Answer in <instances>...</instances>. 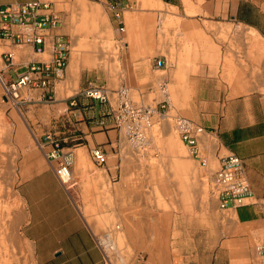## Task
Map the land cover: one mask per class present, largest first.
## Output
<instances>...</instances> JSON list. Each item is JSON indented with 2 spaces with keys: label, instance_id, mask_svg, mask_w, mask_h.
Wrapping results in <instances>:
<instances>
[{
  "label": "rangeland",
  "instance_id": "374dc122",
  "mask_svg": "<svg viewBox=\"0 0 264 264\" xmlns=\"http://www.w3.org/2000/svg\"><path fill=\"white\" fill-rule=\"evenodd\" d=\"M112 1L43 0L61 12V32L71 46L69 64L79 66L71 77L67 68L56 86L58 99L73 92L77 100L86 98L78 91L82 82L83 89L92 84L111 93L127 83L133 102L161 112L157 103L162 99L159 85L164 82L171 102L169 110H162L168 117L152 115L142 143L131 145L123 139L120 155L113 159L114 186L105 185L107 175L98 174L101 167L89 158L78 167L87 188L91 180L101 186L93 188L103 210L111 205L109 190L114 188L119 195L120 220L97 219L104 224L101 231L119 224L120 232H125L119 235L120 246L126 245L129 231L136 232L137 238L145 231L150 242L137 240L136 245L139 241L150 249L153 264L161 257L163 264H223L237 252L236 239L246 235L254 264H264L255 252L264 243V226L238 227L231 212L218 207L213 190L218 140L203 138L207 167L202 168L179 140L170 118L182 116L215 131L227 102L250 95L264 97V39L230 20L204 17L199 10L202 0L196 6L183 0V8L161 6L159 0H124V32L119 33L122 25L108 9ZM5 50L0 43V54ZM125 54L136 74L131 67L127 73ZM157 57L165 59V68H154ZM3 70L0 58V73ZM11 76L15 81L18 74L13 71ZM4 98L0 83V264H35L31 244L21 233L24 207L16 185L22 158L36 141L25 120V108Z\"/></svg>",
  "mask_w": 264,
  "mask_h": 264
},
{
  "label": "crops",
  "instance_id": "0c3cea01",
  "mask_svg": "<svg viewBox=\"0 0 264 264\" xmlns=\"http://www.w3.org/2000/svg\"><path fill=\"white\" fill-rule=\"evenodd\" d=\"M29 1L43 2L0 0V7ZM115 1L122 6L125 4L124 0ZM159 1L161 6L183 8V0ZM190 1L196 6L197 0ZM78 9L85 16L89 15L85 9ZM199 10L206 18L218 22L230 20L253 30L264 39V0H202ZM73 44L76 43L73 41ZM124 58L125 66L131 67L132 73L136 74L133 64L127 61L128 55L125 54ZM35 59L36 56L31 52L30 60ZM78 70L79 66L70 64L69 76L75 75ZM11 72L12 69H4L0 74L13 80ZM23 72V67H16L15 73L20 75ZM124 85L131 88L130 84ZM83 88L84 82L79 83L78 91H83ZM56 89L52 102H47L39 90H34L31 96H27L26 90L19 92V103L25 108L24 117L36 141L34 148L29 149L22 158L16 185L17 195L24 207L21 233L31 244L35 264H106L94 239L103 232L100 225L104 224H98L96 220L103 218L119 221L120 198L114 188L109 190L107 201L111 205L105 206L103 210L97 204V189L93 188L96 186L100 189L101 186L95 184L97 180H91L87 188V182L81 177L78 167L90 159L91 149L100 147L107 154L108 160L97 170L98 174L104 172L107 175L108 182L105 185L108 186L116 175L113 159L120 155L123 135L114 127L111 101L103 104L83 98L78 100L77 107H70L68 98L77 93L58 99ZM102 117L107 124L104 128L96 126V120ZM214 129L212 132L219 142L215 158L219 162L220 158L233 154L241 159L247 182L254 194L253 199L247 200L244 205L230 207L227 211L231 212L238 227L264 226V97L250 95L242 100L227 102ZM53 140L60 143L62 152H73V184L69 188L63 186L55 176L56 161L49 158ZM115 184L111 183V186ZM120 231L119 228L113 232L119 254L117 263L153 264L147 251L150 249L139 245V241L149 243L150 236L147 237L143 231L137 238L136 232L129 231L126 245L120 246L119 235L125 233L124 229ZM235 245L238 246L237 252L230 255L223 264H254L248 254V237L241 235ZM154 264H163L162 257Z\"/></svg>",
  "mask_w": 264,
  "mask_h": 264
},
{
  "label": "built area",
  "instance_id": "2783aa9c",
  "mask_svg": "<svg viewBox=\"0 0 264 264\" xmlns=\"http://www.w3.org/2000/svg\"><path fill=\"white\" fill-rule=\"evenodd\" d=\"M126 7L116 1L108 4L113 20L122 25L118 28L119 33L124 32L123 13ZM62 25L61 12L52 2L29 1L0 7V43L7 49L0 54L4 69H12L15 72L17 66L24 68V72L18 75L15 81L0 74V83L7 101H15L18 104L21 90H26L27 96H31L34 90H39L47 102L54 101L56 86L64 78L71 58L70 42L61 32ZM121 43V40L118 41L119 45ZM16 49L18 53H15ZM31 52L36 56L35 60H30ZM153 66L156 70H161L165 68L166 61L162 57H157L153 61ZM159 90L162 99L157 105L162 113L156 108L133 102L129 98V89L125 86H120L111 93L103 86L89 84L81 95L103 104H109L112 99L114 127L122 133L127 143L135 145L145 139V130L150 127L153 114L160 118L168 117V114L162 111L171 108L164 82L159 85ZM112 95L115 97L112 98ZM68 100L70 107L78 106L76 96L69 97ZM103 118L96 120V126L103 128L107 126ZM170 118L173 120L179 140L190 157L199 166L206 168L207 149L203 138L214 137L212 130L182 116ZM89 156L96 167H103L108 160L107 154L100 147L91 149ZM49 158L56 161L54 168L56 178L63 186L69 188L73 184L71 175L73 152H62L60 143L53 140ZM218 164V169L213 174V190L219 209L227 211L230 207H239L247 200L253 199L254 194L247 182L242 160L230 154L220 158ZM119 228V224L108 227L94 238L106 264H114V261L118 264L119 254L113 240V232ZM255 252L258 257L264 258V243L257 246Z\"/></svg>",
  "mask_w": 264,
  "mask_h": 264
},
{
  "label": "bare ground",
  "instance_id": "6f19581e",
  "mask_svg": "<svg viewBox=\"0 0 264 264\" xmlns=\"http://www.w3.org/2000/svg\"><path fill=\"white\" fill-rule=\"evenodd\" d=\"M72 45H73V42H72ZM69 65H70V64H69ZM4 156H5V155H4ZM2 173H3V172H1V169H0V176H2ZM0 178H2V177H0ZM2 181H3V180H1V182H2ZM0 186H1V184H0ZM2 190H3V189H2ZM3 191H4V190H3ZM0 193H1V188H0ZM1 197H2V196H1ZM3 202H4V201H3ZM1 205H2V204H0V206H1ZM2 207H3V206H2ZM2 207H1V208H2ZM1 210H2V209H1ZM3 212H4V211H3ZM0 213L2 214V212H0ZM1 214H0V215H1ZM3 214H4V213H3ZM1 218H2V216H0V219H1ZM2 220H3V219H2Z\"/></svg>",
  "mask_w": 264,
  "mask_h": 264
},
{
  "label": "water",
  "instance_id": "95a60500",
  "mask_svg": "<svg viewBox=\"0 0 264 264\" xmlns=\"http://www.w3.org/2000/svg\"><path fill=\"white\" fill-rule=\"evenodd\" d=\"M4 100H5V98H4Z\"/></svg>",
  "mask_w": 264,
  "mask_h": 264
}]
</instances>
